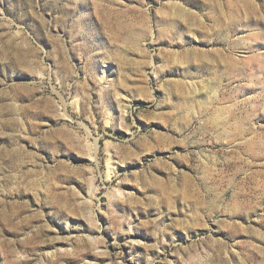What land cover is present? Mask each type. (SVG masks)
<instances>
[{"label":"rangeland","instance_id":"obj_1","mask_svg":"<svg viewBox=\"0 0 264 264\" xmlns=\"http://www.w3.org/2000/svg\"><path fill=\"white\" fill-rule=\"evenodd\" d=\"M0 264H264V0H0Z\"/></svg>","mask_w":264,"mask_h":264},{"label":"bare ground","instance_id":"obj_2","mask_svg":"<svg viewBox=\"0 0 264 264\" xmlns=\"http://www.w3.org/2000/svg\"><path fill=\"white\" fill-rule=\"evenodd\" d=\"M104 79H105L104 77L101 78V80H104ZM76 104H77V103H76ZM109 166H110V164H109ZM113 173H114V172L112 171V169L109 168L108 176L110 177Z\"/></svg>","mask_w":264,"mask_h":264}]
</instances>
